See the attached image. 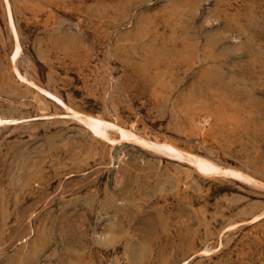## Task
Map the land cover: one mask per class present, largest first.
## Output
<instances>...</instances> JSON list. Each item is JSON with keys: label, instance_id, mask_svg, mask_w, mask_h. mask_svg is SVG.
<instances>
[{"label": "rangeland", "instance_id": "rangeland-1", "mask_svg": "<svg viewBox=\"0 0 264 264\" xmlns=\"http://www.w3.org/2000/svg\"><path fill=\"white\" fill-rule=\"evenodd\" d=\"M7 2L0 264H264V0ZM70 109L250 181L98 139Z\"/></svg>", "mask_w": 264, "mask_h": 264}, {"label": "bare ground", "instance_id": "bare-ground-1", "mask_svg": "<svg viewBox=\"0 0 264 264\" xmlns=\"http://www.w3.org/2000/svg\"><path fill=\"white\" fill-rule=\"evenodd\" d=\"M5 2H6L7 10H8V15H9L8 16V25L12 29L13 37H14L13 38L14 39L13 40V48H12V52H11V63L15 64V60L20 53L21 46H20L17 34L14 30L12 19L10 18L9 3L7 2V0H5ZM13 73L16 74L17 78L22 83L32 85L33 87L38 89L39 92L50 96L56 102L65 106L62 103V101L59 100L58 98H56L54 95H51L48 92H46L45 90L41 89L40 87L33 85V83L28 82L27 79L24 76H22L17 69H15V67L13 68ZM69 115H70V117L75 119L78 123L82 124L86 129H88L93 134V136H95L98 139L107 140V141L113 143V141H111L109 139L107 132H106L108 129H111L117 133L120 141L121 140L122 141L123 140H131L134 143L141 145L145 149L153 151V152L160 154L162 156H165L168 158H173V159L185 160L190 165H192L200 174H202L204 176H209L212 173H218L220 175H224L227 177H232V178H236V179H241V180H246V181L249 180L250 181V179L247 176L243 175L240 171L230 169V168L222 169V168L216 166L214 163H211L207 159H204V158L197 156V155L188 154L186 152H183L182 150H180V149H178V148L174 147L173 145L166 143V142H163V143L156 142V141L153 142L150 140L143 139V138L137 136L136 134H134V133L118 126V125H115L111 122H107L98 116L83 114V113L77 112L73 109H70ZM20 121L17 119L0 118V128L4 127V126L17 125L18 123H20Z\"/></svg>", "mask_w": 264, "mask_h": 264}]
</instances>
